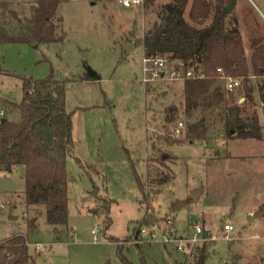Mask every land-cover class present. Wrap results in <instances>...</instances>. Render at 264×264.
Segmentation results:
<instances>
[{
	"label": "rangeland",
	"instance_id": "obj_1",
	"mask_svg": "<svg viewBox=\"0 0 264 264\" xmlns=\"http://www.w3.org/2000/svg\"><path fill=\"white\" fill-rule=\"evenodd\" d=\"M37 1L0 3L26 18ZM119 1L60 0L56 34L61 43L0 44L2 117L17 119L7 103L21 102L23 80L52 75L64 84L74 145L65 162L66 227L47 225L43 206L25 205L23 175L16 168L0 173V241L24 235L35 264H124L109 238L123 244L120 254L129 264H195L146 236L134 241L133 231L147 214L150 226L170 220L181 236L190 234L189 224L209 233L203 264H264V136L261 141L228 139L216 123L204 140L191 142L186 135L191 121L186 123L179 111L165 137L164 118L168 108L179 106L182 83L151 85L154 94L143 87L138 43L153 15L144 13L145 0L129 8ZM225 2V7L233 2L227 21H236L248 58L251 40L264 39V0ZM250 81L254 87L255 79ZM233 95L240 97L239 91ZM254 95L252 110L261 122L255 90ZM178 123L182 128L176 136ZM147 166L169 180L146 185ZM225 225L232 228L229 242L223 239Z\"/></svg>",
	"mask_w": 264,
	"mask_h": 264
},
{
	"label": "trees",
	"instance_id": "obj_2",
	"mask_svg": "<svg viewBox=\"0 0 264 264\" xmlns=\"http://www.w3.org/2000/svg\"><path fill=\"white\" fill-rule=\"evenodd\" d=\"M156 1L143 3L144 13L153 15L138 43L143 55L166 57L186 69L195 68L203 73L200 80L182 83L179 106L168 108L164 118L165 137L169 134L167 124L173 123L180 111L186 123L191 121L186 124V135L191 142L204 140L216 123L228 139L261 141L264 136V39L251 40L247 58L236 21L233 18L227 21L225 0H168L159 5ZM59 4L60 0H38L30 6L29 17L24 18L12 5L0 3V44L37 48L61 43L62 36L56 34L61 25L56 15ZM218 69L224 76L241 80L237 90L240 97L224 91L217 80ZM251 78L256 81L255 89ZM146 87L148 93H155L151 85ZM21 88V102L7 103L9 113L17 114V119L7 116L0 119V173L20 168L25 205L43 206L47 225L65 228L69 184L65 162L74 145L70 115L65 112L64 84L49 75L42 80H23ZM254 90L262 112L261 122L252 110L256 105ZM240 98L242 103H238ZM149 144L151 152L155 151L151 140ZM154 162L163 165L160 158ZM146 176V185L151 187L169 180L150 166L146 168ZM144 217L139 229L152 224L147 214ZM105 225L109 226L107 220ZM108 240L117 244L121 261L129 264L120 254L123 244L112 238ZM208 245L196 249L195 264L204 263ZM27 246L28 241L21 234H12L0 241V264H35Z\"/></svg>",
	"mask_w": 264,
	"mask_h": 264
},
{
	"label": "built area",
	"instance_id": "obj_3",
	"mask_svg": "<svg viewBox=\"0 0 264 264\" xmlns=\"http://www.w3.org/2000/svg\"><path fill=\"white\" fill-rule=\"evenodd\" d=\"M142 0H122L118 4L123 8H129L131 6L141 7ZM218 73L217 80L222 83L223 89L226 93H234L239 90L241 86L240 79H234L228 76H224L221 70H216ZM141 79L140 82L145 87L146 85L164 84V83H178L190 80H200L203 78V73L199 69L184 68L179 62L171 61L166 57L161 56H142L141 59ZM243 101V99H242ZM3 113L0 112V118ZM182 123H178L173 133L177 136L180 134ZM188 230L190 234L188 236L178 235L175 227L170 220H166L162 224H155L150 226L147 230L146 227L140 228L138 231V240L141 236H146L149 242H158L163 246H172L173 250L181 254L185 258L194 260L196 249L201 248L204 244L212 240L209 233L196 224H189ZM232 231V228L228 225L223 227L224 237L227 242L230 241L227 234ZM40 245H36L35 248L40 249Z\"/></svg>",
	"mask_w": 264,
	"mask_h": 264
},
{
	"label": "water",
	"instance_id": "obj_4",
	"mask_svg": "<svg viewBox=\"0 0 264 264\" xmlns=\"http://www.w3.org/2000/svg\"><path fill=\"white\" fill-rule=\"evenodd\" d=\"M232 6H233V2H231L229 5H227L226 7H225V12H226V14H229L230 13V11H231V9H232ZM162 159H164V156L162 157ZM192 196H193V198H195L194 197V193L192 194ZM138 230L135 232V234H134V241H136V239H137V236H138Z\"/></svg>",
	"mask_w": 264,
	"mask_h": 264
}]
</instances>
